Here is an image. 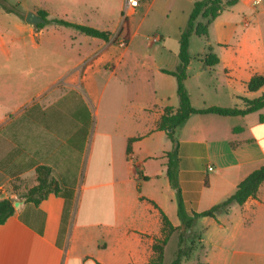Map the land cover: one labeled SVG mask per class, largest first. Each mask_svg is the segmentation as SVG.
<instances>
[{"label": "crops", "instance_id": "1", "mask_svg": "<svg viewBox=\"0 0 264 264\" xmlns=\"http://www.w3.org/2000/svg\"><path fill=\"white\" fill-rule=\"evenodd\" d=\"M196 1L140 0L123 24L126 0H13L25 18L6 12L1 22L0 201L19 205L0 225V264H148L163 238L162 213L181 226L167 174L173 142L159 124L167 107L179 106L177 80L166 72L180 65ZM255 1L237 0L207 36H191L185 86L195 109L244 108L242 98L263 95L264 87L248 88L264 77V0ZM30 11L109 39L39 28L26 21ZM117 36L127 38L124 48ZM210 54L213 66L205 64ZM263 114H196L177 128L175 173L187 215L227 200L264 165ZM40 166L61 191L36 204L24 196ZM193 232L198 245L181 264H264V183L243 205L199 218ZM179 234L165 246L164 264Z\"/></svg>", "mask_w": 264, "mask_h": 264}, {"label": "trees", "instance_id": "2", "mask_svg": "<svg viewBox=\"0 0 264 264\" xmlns=\"http://www.w3.org/2000/svg\"><path fill=\"white\" fill-rule=\"evenodd\" d=\"M237 3V0H198L195 2L194 7L189 16L186 27L181 33L180 37V50L179 59L180 65L174 72H166L173 75L177 80V95L179 99V106L176 110L170 107L165 109V113L161 118L159 129L165 131L167 136L173 142V150L167 153L168 158V177L171 185L177 194L178 203V216L181 221L180 227H174L168 217L162 213L163 223V238L158 240L153 245L154 257L148 264H164V250L171 235L180 230L178 248L175 253V257L171 264H181L182 261L190 255V246L188 242L192 240L191 236H194L193 227L195 222L199 218L212 217L216 218L219 213L227 212L232 204L243 205L249 198L255 197L260 186L264 183V165L259 169L252 172L245 180H243L237 191L227 200L212 207L209 210L194 213L192 216L187 215L184 210L183 200L181 197V190L177 181L175 169L178 160V141L175 137L177 128L183 125L187 119L196 114H215L220 116H245L254 112H258L264 109V93L262 96L249 100L242 98L244 108H223V107H210L203 110L195 109L190 100L189 93L185 86L187 79V68L190 64L191 57L189 53L190 39L193 34L198 36H207L209 24L215 20L224 10L232 7ZM14 11L13 9L9 10ZM21 18H25V14L18 12ZM39 16L45 19L44 24H39L38 27L42 28L47 24H56L65 27H72L78 31L91 36L104 40L109 39V34L101 32L89 26L78 25L70 23L60 19H48V14L44 11H39ZM202 19L203 21H199ZM218 62V58L215 55H208L205 58V64L207 66H213ZM264 87V77L254 76L248 84L249 91L255 92ZM260 120L264 122V114L260 116ZM134 140H130L127 148V153H131V144ZM37 185L31 188L24 196L27 201L39 203V201L45 198L49 193H60L61 187L59 183L52 177L51 169L45 166L37 168ZM15 208L13 200L6 198L0 201V225L4 224L14 213ZM191 235V236H190Z\"/></svg>", "mask_w": 264, "mask_h": 264}, {"label": "rangeland", "instance_id": "3", "mask_svg": "<svg viewBox=\"0 0 264 264\" xmlns=\"http://www.w3.org/2000/svg\"><path fill=\"white\" fill-rule=\"evenodd\" d=\"M20 1H24V0H20ZM13 8H14V11L10 12L9 10ZM6 12L10 13L9 14L10 16L8 17L9 19H14V17L19 16L18 12H21V9L20 7H18V5L14 4L13 0H0V34L2 35L4 34V27L2 26L1 22L3 19H5L4 16ZM4 39H7V36H4ZM3 58L4 56H2V54L0 53V62H2ZM18 62L19 60H17L12 65V67L15 69H19ZM191 238H192L191 242L190 241L188 242V246H190V255L192 253V250L195 249L198 245L197 235L191 236ZM177 247H178V241H177V237H175L173 240L170 241V243L167 246V249H166V260L167 261H173L175 257V253L177 251Z\"/></svg>", "mask_w": 264, "mask_h": 264}, {"label": "built area", "instance_id": "4", "mask_svg": "<svg viewBox=\"0 0 264 264\" xmlns=\"http://www.w3.org/2000/svg\"><path fill=\"white\" fill-rule=\"evenodd\" d=\"M261 0L255 1L254 4H258ZM140 5V0H126L125 6L122 11V23L124 24L128 17H130L133 13L136 12ZM115 43L118 44L119 47L124 48L127 45V38L126 37H120L117 36L114 39ZM3 189L0 187V192H2Z\"/></svg>", "mask_w": 264, "mask_h": 264}, {"label": "water", "instance_id": "5", "mask_svg": "<svg viewBox=\"0 0 264 264\" xmlns=\"http://www.w3.org/2000/svg\"><path fill=\"white\" fill-rule=\"evenodd\" d=\"M26 21L28 23L33 24L34 26H38L39 24H44L45 23V19H43L38 14H36V13H34L32 11L27 13ZM18 205H19V202L15 201L14 202V206L18 207Z\"/></svg>", "mask_w": 264, "mask_h": 264}]
</instances>
